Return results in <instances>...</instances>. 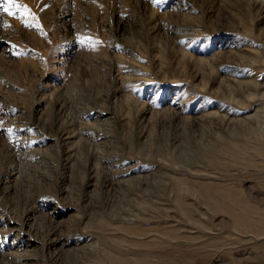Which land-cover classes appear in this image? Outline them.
Here are the masks:
<instances>
[{"label": "rangeland", "instance_id": "1", "mask_svg": "<svg viewBox=\"0 0 264 264\" xmlns=\"http://www.w3.org/2000/svg\"><path fill=\"white\" fill-rule=\"evenodd\" d=\"M16 3L0 264H264V0Z\"/></svg>", "mask_w": 264, "mask_h": 264}, {"label": "snow or ice", "instance_id": "2", "mask_svg": "<svg viewBox=\"0 0 264 264\" xmlns=\"http://www.w3.org/2000/svg\"><path fill=\"white\" fill-rule=\"evenodd\" d=\"M6 3H7V7L3 9L4 11H9V9L12 7H20V5L16 3V0H6ZM24 11L27 12L29 10L27 8H24ZM10 14H14V13H10Z\"/></svg>", "mask_w": 264, "mask_h": 264}]
</instances>
